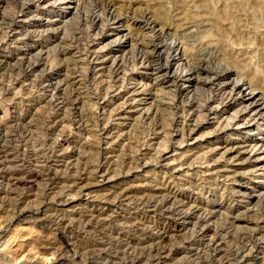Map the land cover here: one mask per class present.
<instances>
[{"label": "rangeland", "instance_id": "obj_1", "mask_svg": "<svg viewBox=\"0 0 264 264\" xmlns=\"http://www.w3.org/2000/svg\"><path fill=\"white\" fill-rule=\"evenodd\" d=\"M107 1L0 0V264H264V11ZM21 169L49 176L15 188Z\"/></svg>", "mask_w": 264, "mask_h": 264}, {"label": "bare ground", "instance_id": "obj_2", "mask_svg": "<svg viewBox=\"0 0 264 264\" xmlns=\"http://www.w3.org/2000/svg\"><path fill=\"white\" fill-rule=\"evenodd\" d=\"M107 1V0H106ZM112 1V0H111ZM110 1V2H111ZM115 1V0H114ZM182 1V0H181ZM193 1V0H192ZM108 2V1H107ZM209 2V1H208ZM252 2H253V5L255 6V7H257L258 9H260V8H262V11H264L263 10V7H264V3H261V2H258V1H256V0H252ZM106 3V2H105ZM236 3V2H235ZM180 4H181V2H180ZM190 4V3H189ZM241 4V3H240ZM110 5H111V3H110ZM114 5V4H113ZM201 5V4H200ZM223 5V4H222ZM230 5V4H229ZM108 6V5H107ZM187 6V5H186ZM185 6V7H186ZM224 6V5H223ZM237 6V5H236ZM235 6V7H236ZM225 7V6H224ZM234 7V8H235ZM254 7V8H255ZM158 8V7H157ZM160 8V7H159ZM162 8V7H161ZM113 9V8H112ZM152 9V8H151ZM223 9V8H222ZM188 10V9H187ZM196 10H197V8H196ZM215 10V9H214ZM168 11V10H167ZM256 11H258L257 9H256ZM260 11V10H259ZM126 12V11H125ZM135 12V11H134ZM164 12V11H163ZM184 12V11H183ZM196 12V11H195ZM199 12H201V11H199ZM214 12V11H213ZM226 12H227V15H225L226 17H224L225 19H227L228 17H234L236 14H237V12H236V10H232V9H230V10H226ZM240 13H241V11H239ZM202 13V12H201ZM225 13V12H224ZM254 13V12H253ZM134 14V13H133ZM132 14V15H133ZM178 14V13H177ZM186 14V13H185ZM193 14V13H192ZM197 14V13H196ZM204 14V13H203ZM135 15V14H134ZM238 15V14H237ZM2 16V15H1ZM167 17V16H166ZM197 17H199V16H197ZM180 18V17H179ZM223 18V19H224ZM157 19V18H156ZM223 19H222V21L220 20V21H215L217 24H215V28H213L212 29V31L210 32V36L212 35V36H215V37H217L219 40H221L220 42H217V43H219V46L221 47V48H223L222 50H224L223 52L224 53H226L227 54V57H226V59L225 60H227V61H229V62H231V63H233V65L235 66V69L237 70V71H239V70H242V68L240 69V65H242L243 64V62L245 61V59L243 58V56L244 55H242V54H239L238 55V53L237 52H235V50H233V47H238L236 44H243V40H244V38L245 39H247L246 37H247V35L245 36V32H243L242 31V27L240 28L239 26H233V28H231L232 26H231V23L228 21H223ZM235 19H236V16H235ZM95 20V19H94ZM116 20V19H115ZM159 20V19H158ZM184 20V19H183ZM182 20V21H183ZM192 21V20H191ZM200 21V20H199ZM204 21H205V19H204ZM212 21V20H211ZM210 21V22H211ZM232 21V20H231ZM11 22V21H10ZM208 22V21H207ZM240 22H242V21H240ZM206 23V22H205ZM101 24V23H100ZM168 24V23H167ZM241 25H244V24H241ZM163 27V26H162ZM177 27V26H176ZM209 27V26H208ZM207 27V28H208ZM199 30V29H198ZM203 30V29H202ZM209 31V30H208ZM190 33H192V30L190 29V26L187 24L184 28H183V30H182V32H181V34H183V36L185 35V34H187L189 37L191 36L190 35ZM194 34L195 33H193V35L192 36H194ZM209 34V33H208ZM252 34V33H251ZM201 35H202V33H201ZM260 35V34H259ZM176 36V35H175ZM180 36V35H179ZM203 36V35H202ZM181 37V36H180ZM203 37H207V35H206V33H205V35L203 36ZM177 38V37H176ZM230 38H234V40H233V43L235 44H230L229 46L227 45V42H229L228 40L230 39ZM260 38V37H259ZM184 39V38H183ZM248 40V39H247ZM262 40V39H261ZM212 41V40H211ZM215 41V40H214ZM140 43V42H139ZM194 43V42H193ZM214 43H216V42H214ZM246 42H244V44H245ZM184 44V43H183ZM182 44V45H183ZM262 44H263V55H264V41L262 42ZM189 46V45H188ZM191 46H192V44H191ZM242 46V45H241ZM193 47V46H192ZM216 47V46H215ZM220 47L218 48V49H220ZM213 48V47H212ZM154 49H156V47H154ZM245 49V48H244ZM185 50V49H184ZM201 50V49H200ZM204 50H206V49H204ZM161 51V50H160ZM159 51V52H160ZM211 52V51H210ZM220 52H222V51H220ZM145 53V52H144ZM206 53V52H205ZM219 53V52H218ZM236 53V54H235ZM198 54V53H197ZM204 54V53H203ZM158 55V56H157ZM157 55H155L154 56V58H153V60H157V62H158V60L160 59V56H159V54H157ZM200 55V54H199ZM207 56V55H206ZM225 56V55H224ZM162 57V56H161ZM249 57V56H248ZM204 59V58H203ZM206 59V58H205ZM208 59V58H207ZM247 59H249V58H247ZM163 60V59H162ZM200 61V60H199ZM150 62V61H149ZM154 62V61H153ZM156 63V62H155ZM226 63H228V62H226ZM246 63V62H245ZM244 63V64H245ZM258 63V62H257ZM263 63V62H262ZM117 64V63H116ZM205 64V63H204ZM229 64V63H228ZM159 65V64H158ZM160 65H161V63H160ZM195 65V64H194ZM248 65V64H247ZM264 65V64H263ZM29 66V65H28ZM261 66V65H260ZM246 68V67H245ZM157 70H158V72H160V71H163L161 68L159 69V68H157ZM200 70H202V64H201V62L200 63H198V65H197V68H196V72H199ZM242 72V71H241ZM250 72V71H249ZM167 74V73H166ZM247 74V73H246ZM255 74V73H254ZM258 74V73H257ZM199 75H200V73H199ZM239 75V74H238ZM242 75V74H241ZM243 76H245V75H243ZM250 75L248 74V77H249ZM262 76V75H261ZM246 79V78H245ZM49 80V79H48ZM116 80V79H115ZM172 82V81H171ZM205 82V81H204ZM236 82V81H235ZM50 83V82H49ZM248 83H250V85L251 86H253L254 87V89H259L260 91H261V93L264 95V76L263 77H260L259 76V74L258 75H256V76H253V75H251V77H249V82ZM236 85V84H235ZM249 85V86H250ZM40 86V85H39ZM233 86V85H232ZM248 86V87H249ZM235 87V86H234ZM250 89H252L251 87H250ZM254 89H252L251 91H249V92H246V90H243L242 89V87L240 86L239 87V90L238 91H241V93L243 92V93H245L244 95L245 96H250L249 98L250 99H252V98H255V94H253V92H255V91H253ZM257 91V90H256ZM63 92V91H62ZM240 93V92H239ZM65 95V94H64ZM225 96V95H224ZM264 97V96H263ZM65 98V97H64ZM136 99V98H135ZM254 100L252 99V101H251V103L253 102ZM257 101V100H256ZM128 102H129V100H128ZM71 103H72V101H71ZM130 103V102H129ZM223 103V102H222ZM257 106H263V102L262 103H258L257 104ZM70 107V106H69ZM259 107V108H260ZM196 108V107H195ZM257 108V107H256ZM261 108H263L264 109V107H261ZM262 112V111H261ZM258 114V113H257ZM244 115V114H243ZM262 115V114H261ZM237 116V115H236ZM242 116V115H241ZM246 116V115H245ZM41 117V116H40ZM256 117V116H255ZM234 118V117H233ZM250 118V117H249ZM57 120V119H56ZM199 125V124H198ZM196 126V125H195ZM221 127V126H220ZM193 128V127H192ZM195 129V128H194ZM222 129V128H221ZM3 133V132H2ZM139 141V140H138ZM143 143V142H142ZM141 143V144H142ZM144 145V144H143ZM138 150V149H137ZM159 154V153H158ZM11 158V157H10ZM6 159V158H5ZM17 159V158H16ZM94 159V158H93ZM178 161V160H177ZM36 162V161H35ZM47 162V161H46ZM50 162V161H49ZM18 164V163H17ZM26 164H28V163H26ZM178 164H180L181 165V162H178ZM44 165V164H43ZM53 166V165H52ZM116 166V165H115ZM15 167H16V165H15ZM25 167V166H24ZM23 167V168H24ZM37 167H41V166H37ZM44 167V166H43ZM42 167V168H43ZM22 168V167H21ZM28 168H30V166L28 167ZM88 168V167H87ZM27 169V168H26ZM39 169V168H38ZM44 169V168H43ZM49 169H51L49 166H48V170ZM15 170V169H14ZM31 170V169H30ZM36 171H33V172H31L30 174H26V172L24 171V169H21L20 171H18V172H13V174H14V176L13 177H11V178H9L11 181V185L12 186H19V185H22L23 186V184L24 185H26V184H28V183H30V181H35L36 179L38 180L39 178L41 179V176H42V178H43V176H45V175H43V173H42V171H39V170H37V169H35ZM41 170V169H40ZM46 170V169H45ZM53 170V169H52ZM30 172V171H29ZM47 172V171H46ZM49 172V171H48ZM47 172V173H48ZM76 173V172H75ZM65 174V173H64ZM85 174H87V173H85ZM48 176H49V173L47 174ZM46 175V176H47ZM53 175V174H52ZM8 176V175H7ZM12 176V175H11ZM27 176H30V177H33V179L31 178V180H29L28 179V177ZM45 176V177H46ZM79 177H77V183H79V184H82L86 179H87V176L86 175H84V173H80V175H78ZM10 177V176H9ZM48 178V177H47ZM73 179V178H72ZM90 179V178H89ZM88 179V181H90ZM51 180V179H50ZM7 182V181H6ZM43 182V181H42ZM44 182H45V180H44ZM50 183V182H49ZM47 184V183H46ZM84 184H85V182H84ZM240 184V183H239ZM83 185V184H82ZM81 185V186H82ZM22 186H20V187H22ZM29 186V185H28ZM155 186V185H154ZM16 188V187H15ZM2 190V189H1ZM117 194V193H116ZM123 196H125L124 194H122ZM121 196V195H120ZM153 196V195H152ZM73 197V196H72ZM176 198V197H175ZM120 199V198H119ZM72 200V199H71ZM152 201V200H151ZM149 202V201H148ZM120 204V203H119ZM140 204V203H139ZM155 206V205H154ZM169 207V206H168ZM170 208V207H169ZM168 208V209H169ZM174 208V207H173ZM175 212V211H174ZM93 214V213H92ZM257 214V213H256ZM83 216V215H82ZM81 216V217H82ZM180 217V216H179ZM240 218H244L245 220L247 219L248 221H250V222H253V221H251L248 217H242L241 215H235L234 217H233V219H232V221H231V223L233 222H235V220L236 219H240ZM175 219V218H174ZM204 219V218H203ZM7 220V219H6ZM98 221V220H97ZM247 221V222H248ZM88 222V221H87ZM255 222V224H257V222L256 221H254ZM59 223V222H58ZM97 223V222H96ZM2 225V223H0V226ZM73 227V226H72ZM143 228V227H142ZM24 229H26V228H23V230ZM167 229H168V227H166L163 231L161 230V233L160 234H158V235H156V238H162L163 239V237H165V235H166V232H167ZM251 229V228H250ZM32 231V230H31ZM31 231H29V232H31ZM160 231V230H159ZM255 231V230H254ZM21 232V231H20ZM24 232V231H23ZM33 232V231H32ZM27 233V232H26ZM23 234V233H22ZM29 234V233H28ZM28 234H23V235H28ZM168 234V233H167ZM17 235H19V234H17ZM22 235V236H23ZM31 235V234H30ZM155 235V234H154ZM21 236V237H22ZM29 236V235H28ZM12 237H14V234H13V236ZM24 238L26 237V236H23ZM22 237V238H23ZM30 237V236H29ZM257 237H259V236H257ZM12 239V238H11ZM158 239V240H159ZM237 239V238H236ZM14 240V239H13ZM263 240V239H262ZM12 242V241H11ZM15 242V241H14ZM68 242V241H67ZM90 242V241H89ZM165 244V243H164ZM248 244V243H247ZM7 245V244H6ZM180 245V244H179ZM208 245V244H207ZM40 246V245H39ZM220 246V245H219ZM243 246V245H242ZM251 246V245H250ZM5 247V246H4ZM253 247V246H252ZM3 248V247H2ZM16 248V247H15ZM4 249V248H3ZM13 249H14V247H13ZM17 249V248H16ZM89 249V248H88ZM219 249V248H218ZM217 249V250H218ZM221 249V248H220ZM151 250H153L154 252H156L157 253V255H158V253L160 254L161 252H168V250H172V248L171 247H166V246H162L161 247V244L159 245V244H155L154 246H153V249H151ZM223 250V249H222ZM225 250V249H224ZM249 250V249H248ZM259 250V249H258ZM108 251V250H107ZM123 251V250H122ZM124 251H125V249H124ZM221 251V250H220ZM98 252V251H97ZM222 252V251H221ZM250 252V251H249ZM152 253V252H151ZM124 254V253H123ZM132 254V253H131ZM135 254V253H134ZM89 255V254H88ZM104 255V254H103ZM136 255V254H135ZM148 255V254H147ZM146 256V255H145ZM154 256V255H153ZM236 256V255H235ZM115 257V256H114ZM113 257V258H114ZM157 257V256H156ZM161 255H159V257H157L156 258V261H159L160 259H161ZM242 257H243V255H242ZM116 259H117V263H119V264H129L127 261H124V260H122L120 257H118V255L115 257ZM213 260V259H212ZM116 262V261H115ZM244 262V261H243ZM231 263H232V261H231ZM235 263V262H234ZM252 263V262H251ZM261 263V262H260Z\"/></svg>", "mask_w": 264, "mask_h": 264}]
</instances>
